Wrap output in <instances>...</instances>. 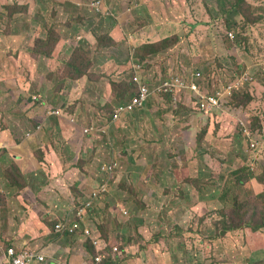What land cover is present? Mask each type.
Wrapping results in <instances>:
<instances>
[{"label": "rangeland", "instance_id": "obj_1", "mask_svg": "<svg viewBox=\"0 0 264 264\" xmlns=\"http://www.w3.org/2000/svg\"><path fill=\"white\" fill-rule=\"evenodd\" d=\"M46 1H49L50 8L44 16L49 19L45 24L41 18L43 28L37 32L30 23L15 20V16L20 14L23 16L22 19L24 18L25 12L22 8L7 6L0 8V52L2 53L0 55V132H9L17 141L18 136L33 129L40 119L41 124L44 125L41 134L46 146L49 147L47 149H54L51 164H56L55 168L58 170L61 169L59 164L62 165V169L77 167L66 182L67 186L70 187L75 180H80L85 174L92 175L94 181L90 179L88 181L91 185H97L96 187L106 176L110 177L109 190L95 201L93 211L85 215L84 220L89 222L95 220L100 223L103 235L111 243V247L116 244L119 246L120 250L116 252L117 264H264V227L259 226L254 230L250 226L254 222L240 225L237 219H241L239 209H236L237 198L252 209H264V200L261 203L259 199L253 197L256 192L264 189V185L257 178V175L259 173L262 175L264 170V159L258 155L252 159V149L246 143L243 134L246 125L237 124L233 113L235 109L243 110L248 115L241 121L248 123L252 121L253 128L259 130L260 134L264 133V70L259 66V62L264 59V0H246L242 12L228 15L218 6L217 0H191L192 8L187 23L181 28L180 24H177V28H180L177 32L180 34L169 38L170 44L180 45L177 63L182 62L193 67L195 74L200 70L204 75L203 83L209 91L217 92L219 90L215 89L225 87L228 82L244 80L246 75L251 74L250 70L255 74L254 82L246 84L242 90L226 97L223 104L225 111L210 114L209 118L208 115H201L194 124L185 119V114L194 111L193 109L173 108V106L162 108V112L165 111L166 114L161 128L170 132L173 126L178 133L176 136L167 135L162 143L156 141L147 129L153 127L152 114L160 108L154 104L150 107V113L141 114L145 109L142 112L138 111L133 117H127V124L133 128V133L144 132L145 143L139 146L134 144V150L131 147L126 150L123 143L117 151L107 145L105 139L97 143L93 140L81 139L79 135L83 128L84 132L92 126L97 129V126L109 125L111 119H114L113 104L99 107L97 98L101 94L111 90L118 91V102H124L131 97L130 83L118 89L113 86V81L118 85L121 75L117 72H111L115 74V78L109 75V66L113 71L117 68V64H111L109 58L114 52L120 51L119 43L114 46L113 42L106 41L104 37L100 38L99 50L108 45L110 46L108 48L112 47L103 53H98V50L93 51L95 47L91 49L88 40L78 44V39L58 38L60 43L52 41L48 46L42 47L41 43L37 44L41 36L52 33L55 38L60 32L57 20L53 18L55 14L51 12L52 9H57L54 3L56 0ZM62 1H69L72 5L75 2L60 0L59 3ZM83 1L89 4L92 0ZM232 1L236 2V0ZM230 7L229 4L227 9ZM67 10L75 20L79 17L87 19L85 14H73V8ZM59 18V25L68 24L66 17ZM230 32L237 33L236 43L227 38ZM16 34L25 35V42L18 46L10 43L13 48L7 47L1 50L3 38ZM136 35L140 37L138 32ZM134 44H139V41L124 47L129 48L128 56L131 58L135 54ZM55 46L57 47L51 58L32 53L34 49L48 51L50 47ZM28 47L29 50H25ZM159 47L165 48L163 43ZM186 47H191L193 51L191 54L194 56L193 62L189 61V57H185ZM20 49L24 50L20 52ZM169 53L168 50L161 59L154 60L159 66L162 63L163 72L166 70L164 64L171 60V57L165 59ZM77 54L83 55L86 61L77 59ZM74 64H80L81 69L87 71L89 85L86 87L82 83L77 86L72 85V81L63 82L64 77L77 78L78 73ZM151 66L153 63L148 62L147 74ZM243 69L248 71L242 78L234 74ZM7 75L9 83H5ZM126 75L129 76L127 73ZM41 76L45 78L39 80ZM40 103H48L46 116L42 112V107L36 105ZM52 108L61 110L62 115L52 116L50 110ZM97 108L102 111L100 115ZM228 111L230 115L227 114ZM64 118H71L72 125L70 126ZM155 121L157 122V119ZM25 125L27 128L24 129ZM47 125L54 129L47 132ZM41 134L38 132L39 136ZM200 134L204 135L200 136ZM254 138L252 134V140ZM70 141L71 144L68 143ZM76 145H79V151ZM69 147L75 150L76 159L70 158L73 151ZM41 150L44 149L36 150L34 156L35 153H42ZM4 154L11 159V165L1 164L0 159L1 170L12 167V164L20 169L8 153L0 150V156ZM182 154L186 159L179 165V156ZM134 157L138 160L136 161ZM111 161L117 163V166L109 175L102 167ZM242 167H245V172L240 176H252V179L239 186L230 183L239 177L235 173H241ZM12 168L11 171L14 172ZM3 173L0 172L2 189L5 188L1 182L5 178ZM162 174L165 176L163 184H154L153 181ZM24 176L29 185L28 190L33 192V197L47 198L48 206L52 209H64L66 213L73 212L77 204L88 199L85 192L84 195L74 198L70 189L60 179L54 180L52 172L48 169L35 167ZM22 182L21 178L20 183ZM228 186L232 191L226 190ZM54 189L61 192L60 198L57 197ZM150 209H171L176 218L185 219L181 222H176L174 219L169 225L167 216H160L158 212ZM175 209H191L194 214L182 216L177 214ZM16 210L11 209L10 217L13 218ZM21 210L22 216L23 213L28 214L29 209ZM205 210L208 212L209 221L206 219L207 214H203ZM6 214L8 215V210L0 207L1 221ZM159 217L162 221H159ZM51 218L48 222L53 227L58 220L53 216ZM18 221H20L19 217ZM260 221L262 219L258 222ZM203 238L212 239L214 245L207 244ZM4 244L5 247L8 246V242ZM181 250H183L182 254ZM91 252L93 253L90 254L91 262L94 264L96 249H91Z\"/></svg>", "mask_w": 264, "mask_h": 264}, {"label": "crops", "instance_id": "obj_2", "mask_svg": "<svg viewBox=\"0 0 264 264\" xmlns=\"http://www.w3.org/2000/svg\"><path fill=\"white\" fill-rule=\"evenodd\" d=\"M58 1V2H57ZM60 0H56L55 6L57 9H52L51 12H54V17L57 20L58 27L60 28L59 32V38L61 39H78V44H80L84 40L89 41V47L94 50H98V53L105 52L108 48L107 46L103 49L98 48L99 39L102 37H107L111 42H113L114 46L116 43H119L120 51H116L112 54V57L109 58V61L111 64L116 63L117 68L115 71H113L110 66L109 69V75L111 78H115V72L117 74L121 75L120 83L132 79V74L139 75L144 77L147 82H149V85L151 86L153 90V96L149 101V106L146 105L145 108L141 110H137L130 114H125L121 117L120 120H116V111L118 107V91L111 90L107 92L106 94H101L99 98H97L99 107H103L108 104H113L112 106L115 107V115L114 119L110 121L109 125L106 126H97L96 131L90 134H86L84 132V128L80 131L79 137L81 139H87V140H93L97 143L100 142L101 139L106 140V144L109 146H112L115 151H117L118 147L122 145L123 143L126 150H128L130 147L135 149L134 144H144V137L145 134L143 131L141 133H133V128L131 126H128L127 117H133L137 114L138 111H144L141 114H146L147 112L150 113V107L158 106L160 109L157 112H153L152 118H153V127L147 128L153 135L154 139L159 142H164V137L168 136H176L177 130L173 126H171V131L168 132L167 130L162 129L163 126V119L165 116V111L162 112V108H170L173 106V108H189L193 109L194 111L187 112L185 114V119L190 120L191 124L196 123L199 118L204 115H208L207 118H209V114L204 113L200 110V105L198 104V99L194 92H192L189 88H174L173 93H169L168 89L165 87L166 81H174L176 78L185 79L188 83H198L202 84L204 83V75L202 73V76L200 79H196V75L194 72V68L191 66H187L182 62L177 63L179 54L178 51L180 49V45L178 43H173L170 45V47L161 48L159 45L174 36L179 35L177 30H179L184 24L187 23L189 11L192 8L191 0H106L105 6L102 9V11L98 12L97 10L93 9L91 7V1L89 4H86L83 0H74L73 3L74 7L69 1L67 2H60ZM220 0H217L218 6H220L219 2ZM2 6L7 7H20L24 10V18L22 19V14L19 16H15L16 21H26V23H30L32 27H35V31L37 32L39 29H42L43 25L41 23V18L45 21H48V17L44 16L46 12H48V9L50 8L49 1L46 0H0V8ZM74 9L73 14L80 13L82 15H86L87 19L79 17L76 18L72 17L70 14H68L67 9ZM34 9V10H33ZM35 11V12H34ZM34 12V13H33ZM109 13V14H107ZM66 17V20L68 21V24L63 26L59 25L60 18L59 17ZM5 18V17H3ZM177 24H180V28H177ZM186 30V28H185ZM139 33L140 37H137L136 33ZM188 31H185V33ZM175 34V35H174ZM235 36L234 39L236 43V39L238 37L237 33L234 32ZM228 35V34H227ZM47 36H41V38H46ZM186 38L188 35L186 34ZM146 39V41H145ZM26 37L23 34H16V35H10L8 38H3V44L1 46V50L7 47L13 48L10 43L16 44L17 46L25 42ZM136 41H139V44L135 47V54L134 57L131 58L128 56L129 48H124L125 46H128L130 43H135ZM193 41V40H192ZM230 41H232L230 39ZM70 43V42H69ZM164 43V42H163ZM187 43V41H186ZM68 45V44H67ZM16 46V48H17ZM113 46V47H114ZM145 47H147L146 50H143ZM15 48V49H16ZM17 50V49H16ZM24 49H20L19 51H23ZM25 50H29V47ZM138 54H137V52ZM170 51L169 56L165 59H169L171 57V60L168 63H165V72H163L162 63H160V66L158 65V62L154 61L156 59H161L162 55L166 51ZM186 54L189 57V61L193 62V57L191 47H186ZM33 53V52H32ZM31 53V54H32ZM173 53V54H172ZM0 55L2 53L0 52ZM172 55V56H170ZM151 59H150V58ZM172 57H175L172 59ZM149 58V59H148ZM264 58V57H263ZM153 63V66L150 67L149 74L146 73L148 71L147 69V63ZM110 65V64H109ZM131 65V69H130ZM142 65V68H139L138 66ZM259 66L261 69L264 70V59L259 62ZM246 69H243L241 72H235L234 74L238 77L242 75V73H245ZM199 71V70H198ZM197 71V72H198ZM252 72V70H250ZM10 72V71H8ZM114 72V73H111ZM126 73L129 75L127 76ZM243 77V76H242ZM241 77V78H242ZM252 77L255 79V74L252 72ZM45 78L44 76H41L39 80H43ZM89 76H85L81 79L78 78H62L64 81H72V85L79 86L80 83L83 84L84 87L89 85ZM30 80V79H29ZM9 83V76L5 78V83ZM254 82V81H253ZM230 82L227 83L225 87L215 89L219 91H226L228 85ZM252 83V80L246 84ZM246 84L240 86L238 90H242ZM46 85V84H45ZM91 85V84H90ZM132 92L131 94L137 90V87L131 85ZM41 88V87H40ZM119 87L118 89H120ZM206 88V87H205ZM237 89V87H236ZM46 104L48 103H40L36 104L37 107H42V112L46 116L47 110H46ZM55 109V108H54ZM59 110V109H56ZM92 110V109H91ZM99 112V115L101 114L100 109H96ZM93 111V110H92ZM216 112H214L215 114ZM235 114L239 115L240 117H245V112L237 111L234 112ZM140 114V115H141ZM230 115V113L228 114ZM95 116V115H94ZM69 117V116H68ZM38 118V116H37ZM220 117H218L219 119ZM138 119V117L136 118ZM157 119V122L155 121ZM65 121L68 122V124L71 126L72 121L71 118H64ZM226 120H231L230 118H226ZM40 121V119L38 120ZM139 127H140V122ZM187 124V123H186ZM116 125V126H115ZM171 125V124H170ZM226 125V123H225ZM228 125V124H227ZM232 125V124H231ZM229 125V127L231 126ZM76 126V125H75ZM94 127V126H92ZM139 127L137 130H139ZM27 128V125L24 126V129ZM51 129H54L50 127V125H47V132H49ZM89 130V128H87ZM112 130V133L110 134ZM188 131V130H185ZM24 132V131H23ZM223 132V130H222ZM85 134V135H84ZM42 135V134H41ZM110 135V136H106ZM203 136L204 134H200V136ZM209 134H207L208 136ZM131 137V138H128ZM21 138V140H20ZM96 139V140H94ZM256 140H258V143L260 142L264 143V133L260 134V131L257 130L256 134ZM19 141V142H17ZM17 141H15L11 134L7 131L0 132V146L3 147L0 150H3L4 152L8 153L9 156H11L18 166L20 167L21 171L25 174L26 172L33 171L35 167L41 168L43 170H49L52 172V177L54 180L60 179L62 183L70 189L71 193L73 194L74 198L75 195L72 190V186L76 184V187L81 190V192H85L87 196L89 197L92 192L97 188V185H91V183L88 181L89 179L93 182L92 175H84L83 178L80 180H75L71 186H67L66 182L69 180L71 174L75 172L76 168H66L62 169V165L59 164V168L56 169V164H51L52 159V152L54 149L48 150V146H46V142L44 138L41 136H37L35 134H32L30 137L23 138V133L21 136H18ZM203 138L201 139L200 144L202 143ZM69 144L72 143V141L68 142ZM77 150L79 151V145H76ZM72 149L73 154H71L70 158H74V149L72 147H69ZM38 149H44L41 150L42 153L37 154L34 152ZM174 148L172 149V151ZM133 154V152H132ZM132 158V156H131ZM137 161L138 158L134 157ZM255 158V156L252 157V159ZM261 159H264V154L260 156ZM1 159V158H0ZM186 159L185 155L182 154L179 156L178 164L181 165L182 162ZM134 160V159H132ZM63 162V160H62ZM114 162V161H111ZM109 162V163H111ZM107 163V164H109ZM1 164L2 161H1ZM4 165V164H3ZM106 165V164H105ZM165 173V172H164ZM31 175H37V174H31ZM164 174H162L159 178H157L155 181H153L154 184H160L162 185L164 182ZM10 179L4 178L3 181H1L5 188L2 189L0 187V207H3L4 209L8 210V215L4 216L2 218V221L0 219V264L2 263V260L6 254V249L9 246L13 245H27L34 248H38L40 250H43L47 254V259L45 262H37L36 264H84L85 262H91L90 254H93L91 252L92 246L88 243V237L84 234H78L77 236L70 233H58L54 230V226L52 227L51 224L48 222L49 219H52L51 217H55L59 222L62 218H66V220L73 214V212L66 213L63 211L64 209H52L49 205V202L47 201V198L43 199L42 196L39 197H33V192L31 190H28V182L26 178L25 180V186L19 188L18 186H10L7 181ZM151 178H149V181ZM263 185L264 183L260 181ZM100 183L98 184V186ZM17 188L18 190L14 189ZM50 189V188H49ZM51 190V189H50ZM57 197H61V192L56 191L54 189ZM261 191H264L262 189ZM260 191V192H261ZM258 193V192H256ZM155 196V194H153ZM63 201V200H62ZM56 202V201H55ZM11 209H17L16 213H14L13 218L10 217ZM21 209H29L28 214L23 213L22 216V210ZM67 210V209H66ZM154 212H158L160 216L165 215L167 216V221L169 225L172 224V221L175 219L176 222H181L185 218H176L173 214V211L171 209H150ZM177 214H184L186 216L190 214H194L191 209H175ZM93 211V209L90 210L89 214ZM49 212V213H48ZM207 214V220H208V212L205 210L203 214ZM18 217L20 218V221H18ZM90 217V215H89ZM73 218H76V215L73 214ZM206 220V221H207ZM159 221H162L159 217ZM209 221V220H208ZM56 222V223H57ZM82 222L84 225H88L93 230V235L95 237L101 238L103 240H107L102 232V228L100 223H98L95 220H91L89 222L85 221L84 218L82 219ZM208 225V222H207ZM264 229V228H263ZM116 240V238H113V240ZM206 243L214 245V242L212 239L209 238H203ZM5 242H8V246L4 244ZM5 247L4 249L2 247ZM188 250V247L186 248ZM183 250H181L182 254ZM156 259H158V253L155 254Z\"/></svg>", "mask_w": 264, "mask_h": 264}, {"label": "built area", "instance_id": "obj_3", "mask_svg": "<svg viewBox=\"0 0 264 264\" xmlns=\"http://www.w3.org/2000/svg\"><path fill=\"white\" fill-rule=\"evenodd\" d=\"M104 0H93L91 6L92 8H95L97 10H101L103 6ZM235 34L233 32L229 33V37L232 39L234 38ZM139 68H142V65L138 66ZM248 70L244 71L245 73ZM245 75L242 73L240 77ZM202 76L201 72H198L196 74V79H200ZM254 80L252 77V72L250 75H246L244 80H238L235 83H232L231 85H228L226 91H217V92H210L205 91L202 86H200L198 83H188L185 79L176 78L174 81H166L165 87L169 90V93H173L174 88H189L196 97L198 98V103L200 104V109L205 112L206 114H213L215 111L220 109L223 105V100L226 98V94L232 95L233 90L237 87V89ZM134 81L139 85L138 92L136 95H134L129 101H127L124 104H121L116 111V120H120L121 117L125 114L133 113L137 110H141L145 108L147 103L150 101V99L153 96V90L151 86L149 85V82H147L146 79H144L142 76H136L134 77ZM54 114H58V112H52ZM95 128H91L90 130H86V133H91L94 131ZM246 133L250 136L251 132L248 128H246ZM252 149L255 148V143L253 142L251 145ZM117 166V163L113 162L108 165H103V170L106 173L112 174V172L115 170ZM107 191V183L102 182L100 185L95 188L93 191V198L89 201L82 202L81 204H77L76 210L74 211L76 218L73 220L71 218H68L66 221H61L56 224V230L60 233H65L67 231H70L72 233L78 234H84L88 237L93 238V243L95 245V248L97 249V255L95 256V260L98 263H104L105 255L103 251H105V245L101 241V239L93 236V230L90 226L84 225L82 222V219L85 215H87L90 211V208L92 207L94 203V198L100 197L102 194H104ZM115 251H119L118 246H114ZM47 256L46 254H42L37 252L34 249L29 248L27 245H22L21 247L17 246H9L6 249V254L2 260L1 264H36V261H46Z\"/></svg>", "mask_w": 264, "mask_h": 264}, {"label": "trees", "instance_id": "obj_4", "mask_svg": "<svg viewBox=\"0 0 264 264\" xmlns=\"http://www.w3.org/2000/svg\"><path fill=\"white\" fill-rule=\"evenodd\" d=\"M218 2L220 4V7L222 8V10L228 15L229 13L242 12L243 5H244V3H246V0H236V2H233L232 0H220ZM229 4H230L231 7H230V9H227V6ZM59 37H61V36H59L57 34L55 36V38H54L53 35H52V33H50V34L47 35L46 38H40L39 40H37V44L38 43H41V46L42 47H46L52 41L53 42L60 43V42H58V38ZM104 38L106 39V41L109 40L107 37H104ZM109 42H110V40H109ZM170 42H171V40L167 39L166 42L163 43V45L165 46V48L167 46L172 45V44H170ZM56 47L57 46L50 47L48 51H36V49H34L33 53L35 52L36 54H41L45 58H51L52 55H53V53H54V51H55V49H56ZM107 47H110V46L108 45ZM146 49H147V47H145L143 50H146ZM136 52H137V50H136ZM76 58L77 59H82V60L86 61V58L83 55H81V54H77L76 55ZM76 65H77V67H76ZM74 67L76 69V72L78 73V75H77V78L78 79H81V78H83L85 76H88L87 71L81 69L82 66L80 64H74ZM128 83H130V82L129 81H124L121 84H118L117 85L113 81V86L114 87H117V88H119V87L122 88L123 86L127 85ZM133 87H134V84H133ZM125 102L126 101H124V102H117V103H118V105H120V104L125 103ZM36 125H34V128H36ZM258 146H260V148L255 147V148L252 149V156H255V155L262 156L264 154V143L263 142H260V144ZM0 158H1V161H2V163L4 165H6V166H10L11 165V159L7 155H5V154L4 155H1ZM5 161H7V164H5ZM12 167H10V168H8L6 170L4 169L5 171L4 170H1L2 168L0 167V172L3 173V171H4L5 177L7 179H10L9 181H7V183L10 186L14 187L16 184H19L20 185V186H18L19 188L24 187L26 185L25 184V180H24V177H25L24 174L20 171V169L15 164H12ZM11 168L16 173L12 172L11 171ZM244 168L245 167H242L240 169L241 170V173H235V174L239 175V177L236 178L234 181H230V183L233 182L236 186H239L243 182L250 181L252 179V176H250V177L249 176L248 177L240 176V174H242L243 172H245ZM246 170H248V169H246ZM21 178L23 179V182L22 183H20V179ZM257 178H258L259 182L262 181L264 183V170L262 171V175H261V173H259L257 175ZM72 190H73V193H74L75 197L84 195L83 194L84 192H81V190L76 187V184H74L72 186ZM226 190L227 191L228 190H231L230 186L226 187ZM253 197H256L262 203L263 200H264V191L255 193V195ZM236 200L238 202V205H236L237 206L236 209H239V215H240V218H241V219L237 218L238 219V222H240V225H242L244 223L254 222L251 225L248 224L254 230L257 229L259 226L260 227H264V213H263V210L264 209H252L245 202H241L240 201V198H237ZM233 212L235 214L236 213V210L234 209ZM261 219H262V221L258 222ZM255 222H258V223H255ZM103 253L105 255V262H104V264H117V261H116V259H117V257H116V251L113 250V246L111 247V244L106 247V250L103 251ZM106 258H109V259H106ZM190 264H192V263H190Z\"/></svg>", "mask_w": 264, "mask_h": 264}, {"label": "clouds", "instance_id": "obj_5", "mask_svg": "<svg viewBox=\"0 0 264 264\" xmlns=\"http://www.w3.org/2000/svg\"><path fill=\"white\" fill-rule=\"evenodd\" d=\"M105 1L106 0H104V3H103V6H102V8H101V10L100 11H102V9L104 8V6H105ZM92 2H93V0L91 1V4H92ZM90 4V5H91ZM92 7V6H91ZM93 9H95V8H93ZM95 10H97V9H95ZM98 12H100L99 10H97ZM107 14H109V13H107ZM231 33V32H230ZM234 33V32H233ZM227 38L228 39H231L230 37H229V34L227 35ZM233 42H235V40L234 39H231ZM198 72H201L200 70L198 71ZM197 72V73H198ZM196 73V74H197ZM195 74V75H196ZM202 74V73H201ZM136 76H139V75H137V74H135V75H133L132 74V79L129 81L128 79L126 80V81H129L130 82V85L132 84H134V86H136L137 87V90L135 91V93L133 92L132 94H131V97H129V99L128 100H126V102L127 101H129L134 95H136V93L138 92V89H139V85L134 81V77H136ZM144 78V77H143ZM145 79V78H144ZM254 81V80H253ZM232 84V82H230L229 83V85H231ZM200 86H202L203 87V89L207 92V91H209L207 88H205V86H203L202 84H199ZM238 91H240V90H238V89H234L233 90V93H236V92H238ZM210 92H212V91H210ZM214 92V91H213ZM230 96V95H229ZM228 96V94H226V97H229ZM198 99V98H197ZM125 102V103H126ZM224 102H225V99L223 100V104H224ZM122 104H124V103H122ZM199 104V103H198ZM121 105V104H120ZM120 105H118V107L120 106ZM200 105V104H199ZM117 107V108H118ZM50 110H52V112H58V114H54V113H52L53 115L52 116H55V117H57V116H61L62 115V112H61V110H56V109H54V108H52V109H50ZM201 110V109H200ZM228 110H231L230 108H228ZM202 111V110H201ZM219 111H225V109L223 108V105H222V107L220 108V109H218L217 111H215V112H219ZM232 111V110H231ZM237 111H242V112H244L243 110H241V109H235V110H233V113L234 112H237ZM205 113V112H204ZM230 112L228 111L227 112V114H229ZM214 114V113H213ZM246 114V113H245ZM210 115V114H209ZM212 115V114H211ZM210 115V116H211ZM234 115L236 116V120H237V124H241L242 126L243 125H246V128H248L249 129V131L251 132V135L249 136L247 133H246V131L245 130H243V134H244V136H245V141H246V143H248L249 144V146H250V148L252 149V147H251V145H252V143L254 142L255 143V147H258V145H259V143H258V140H256V134H257V130H255L254 128H253V126H252V121L250 122V123H248V122H242L241 121V119L243 118V117H240L239 115H237V114H235L234 113ZM246 115H248V114H246ZM42 123V121H38V123H37V125H36V128H33V129H31V130H28V131H26V132H24V134H23V138H27V137H30L32 134H35V135H37V136H39L38 135V132L41 134L42 132H43V129H44V125L43 124H41ZM91 128H95V127H90L89 128V130L91 129ZM87 130V129H86ZM94 131H96V128H95V130ZM94 131H92L91 133H93ZM86 132V131H85ZM87 134H90V133H87ZM252 134H254V139L252 140ZM42 136V135H41ZM40 136V137H41ZM249 137V138H248ZM251 137V138H250ZM3 147H1L0 146V149H2ZM110 164V163H109ZM106 165H108V164H106ZM109 180H110V177L109 176H106V178L105 179H103L102 180V182H106L107 183V191L109 190ZM101 182V183H102ZM106 191V192H107ZM105 192V193H106ZM104 193V194H105ZM104 194H102L100 197H98V198H94V203H95V201L97 200V199H99V198H101ZM76 198V197H75ZM93 198V192H92V194L89 196V198L86 200V201H89V200H91ZM83 202H85V201H83ZM94 203H93V205H92V207L90 208V210L91 209H93L94 208ZM81 204V203H80ZM76 210V209H75ZM74 210V211H75ZM74 211H73V214L75 215V213H74ZM90 212V211H89ZM73 214L71 215V216H69V218H71V219H75V218H73ZM61 221H66V219H61ZM61 221H59V222H61ZM59 222H57V223H59ZM56 223V224H57ZM56 224H55V226H54V230L56 231V232H58L57 230H56ZM58 233H60V232H58ZM66 233H70V234H74V235H78V234H81V233H78V234H75V233H72V232H70V231H67V232H65V233H63V234H66ZM94 236V235H93ZM88 237V236H87ZM95 237V236H94ZM98 238V237H97ZM99 239H101V238H99ZM103 239H101V241H102ZM91 243H90V242ZM88 243L93 247V248H95V245H94V243H93V238L92 237H88ZM103 243H104V245L107 247V246H109L111 243L108 241V240H103ZM25 245V244H24ZM13 246H17V247H21L22 245H13ZM114 246H118L117 244L116 245H113V250H114ZM106 247H105V249H106ZM119 247V246H118ZM29 248H31V249H34V250H36L37 252H39V253H42V254H46V252L45 251H43V250H40V249H38V248H34V247H31V246H29ZM96 249V248H95ZM120 249V248H119ZM115 251V250H114ZM97 249H96V254H95V256L97 255ZM116 252H118V251H116ZM46 256H47V254H46ZM95 256H94V258H93V263L95 264V263H97V264H102V263H98L96 260H95ZM46 260H48V259H46ZM37 262H41V261H36V263ZM42 262H45V261H42ZM84 264H92V262H85Z\"/></svg>", "mask_w": 264, "mask_h": 264}]
</instances>
